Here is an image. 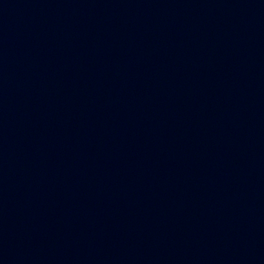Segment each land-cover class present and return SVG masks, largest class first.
I'll return each mask as SVG.
<instances>
[{"label":"water","instance_id":"water-1","mask_svg":"<svg viewBox=\"0 0 264 264\" xmlns=\"http://www.w3.org/2000/svg\"><path fill=\"white\" fill-rule=\"evenodd\" d=\"M0 264H264V0H0Z\"/></svg>","mask_w":264,"mask_h":264}]
</instances>
